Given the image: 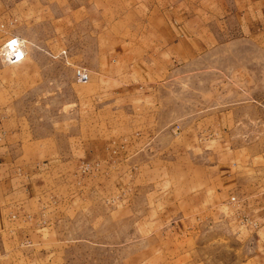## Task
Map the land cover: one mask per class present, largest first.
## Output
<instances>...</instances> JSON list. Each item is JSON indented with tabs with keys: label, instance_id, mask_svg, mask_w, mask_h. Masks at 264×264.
<instances>
[{
	"label": "rangeland",
	"instance_id": "obj_1",
	"mask_svg": "<svg viewBox=\"0 0 264 264\" xmlns=\"http://www.w3.org/2000/svg\"><path fill=\"white\" fill-rule=\"evenodd\" d=\"M36 1L0 0L5 30L22 35L27 51L19 63L0 59V103L26 117L25 151L64 162L50 185L56 213L49 222V238L63 242L64 254L40 262L264 264V245L254 253L247 243L264 225V18L248 6L240 24L245 16H233V0H193L192 7L179 0L181 13L173 2L186 33L202 37L174 57L170 47L159 49L154 31L149 41L137 39L143 24L121 13L103 19L107 41L75 33L66 46L62 35L52 37L55 23L28 22L41 12ZM83 44L104 50L96 55ZM76 66L90 69L86 81H76ZM92 67H112L114 79L97 78ZM129 67L168 70L150 78ZM211 137L215 161L221 147H240L229 168L234 211L211 207L195 163L212 157Z\"/></svg>",
	"mask_w": 264,
	"mask_h": 264
},
{
	"label": "crops",
	"instance_id": "obj_2",
	"mask_svg": "<svg viewBox=\"0 0 264 264\" xmlns=\"http://www.w3.org/2000/svg\"><path fill=\"white\" fill-rule=\"evenodd\" d=\"M173 2H175L173 9L180 10L179 13H181L183 4L179 0H37V8H40L41 12L36 17L31 12L32 15L28 22L38 26L47 23L49 26L55 23L57 33L52 37L62 35V44L69 46L68 41L74 39L75 33H79L78 38L82 40L96 41L99 39L103 41L108 39L101 31L103 19L114 18L115 14L121 13L123 16H131L134 20L132 23L143 24V29L146 30L138 35L137 39L141 38L144 42L145 40L149 41L150 33L154 31L156 39L159 41V49L162 47L161 50L166 53V48L170 47L174 51V57H180L186 53L189 54V50H194L195 44L202 37L192 33L193 31H190V34L186 33L187 21L183 20L181 16H177L179 14L171 9L169 4ZM192 2L193 0L189 3L190 7L193 6ZM251 2L253 3L251 4ZM232 4L239 11L238 14L235 10L233 16H245L240 24L241 22L246 23L248 6L255 8L250 14L261 15L260 18H264L263 0H233ZM32 6L35 9V6ZM110 8L123 10L118 9L112 13ZM125 8L129 9V12L124 11ZM135 9L139 16H135ZM50 11L52 12L50 13ZM20 16L23 18V12ZM109 24H111V20H109ZM83 27H86V31H82ZM77 29L79 30L76 31ZM52 31L55 33L54 27ZM67 32L71 35L65 36V38L63 35ZM18 36L23 37L20 34ZM132 37L135 38V36L128 38ZM168 40L169 43H167ZM81 48L90 50V53L96 50V55L102 54L104 50L103 47H96L95 44L94 46L83 44ZM142 51L144 54V47ZM86 69L90 72V69ZM128 69L131 70L130 67ZM167 70V67H134L131 72L141 73L142 77L147 74L151 78L153 74ZM92 71L99 75L97 78L114 79L109 75L112 67H92ZM4 105L0 103V264H39L44 260L47 263H52V260L56 258L61 259L64 251L59 249L63 245L62 241L49 238L51 233L49 222L56 213L54 211L55 204L51 202L56 200L55 194L50 185L59 179L54 175V171L56 168L64 166V162L56 157L40 155L34 150L25 151L23 120L26 117L16 110H7V105ZM214 140V137L207 140V145L212 146L207 149V155L212 153L210 160L206 163L199 160V162L197 160L193 162L202 168V175H205L202 177L207 185L206 198L210 201L211 207L217 209L224 205L225 210L230 208L231 211H234L236 210L234 206L238 205L231 190L230 176L234 173H230L229 168H231V163L234 166L235 160L231 158L235 157V152L240 150V147L228 149L230 153H226L227 147L225 149L222 145L223 159L216 158L215 161L216 150L213 146L218 145L213 143ZM197 150H200L199 146ZM222 160L223 163L220 165L219 162ZM233 187L235 188V186ZM192 198L195 199V196ZM200 199L203 198L200 197ZM263 210L261 209L259 212L262 213ZM224 214L228 215L227 212ZM250 223L255 225L256 222L251 221ZM262 225L260 228L250 231L255 234V237L252 236L247 243L254 253H259V247L264 245V225ZM173 228L175 232H178L177 225Z\"/></svg>",
	"mask_w": 264,
	"mask_h": 264
},
{
	"label": "built area",
	"instance_id": "obj_3",
	"mask_svg": "<svg viewBox=\"0 0 264 264\" xmlns=\"http://www.w3.org/2000/svg\"><path fill=\"white\" fill-rule=\"evenodd\" d=\"M5 24L6 22L0 18V31H3V40L0 42V59L8 64L19 63L27 52L25 39L6 31ZM73 72L76 81L84 82L88 79V72L84 67L76 66Z\"/></svg>",
	"mask_w": 264,
	"mask_h": 264
}]
</instances>
